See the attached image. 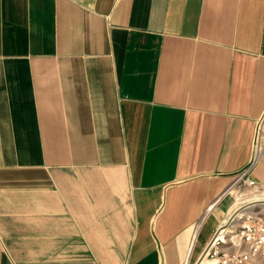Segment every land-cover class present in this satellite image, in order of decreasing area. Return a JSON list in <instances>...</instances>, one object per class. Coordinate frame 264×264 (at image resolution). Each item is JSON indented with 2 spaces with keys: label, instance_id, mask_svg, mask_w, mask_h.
<instances>
[{
  "label": "crops",
  "instance_id": "0c3cea01",
  "mask_svg": "<svg viewBox=\"0 0 264 264\" xmlns=\"http://www.w3.org/2000/svg\"><path fill=\"white\" fill-rule=\"evenodd\" d=\"M262 121L264 0H0V264L195 263Z\"/></svg>",
  "mask_w": 264,
  "mask_h": 264
},
{
  "label": "rangeland",
  "instance_id": "374dc122",
  "mask_svg": "<svg viewBox=\"0 0 264 264\" xmlns=\"http://www.w3.org/2000/svg\"><path fill=\"white\" fill-rule=\"evenodd\" d=\"M262 123L264 124L263 121ZM240 174L241 172L235 175V178L237 179L236 183H234V185L229 188L228 196L232 197L234 202L239 203L249 197L256 198L259 196H264V191L262 192L260 187L256 188L254 186L248 185L246 182L242 181L241 178H239ZM240 204L242 203H239V205ZM259 216L264 217V204H252L248 208H245L241 214L237 215L230 223V226H228V228L224 231V236L219 242V248L221 254L226 251L227 257L231 258L227 264H264V255L259 252L252 253L253 248L250 246V243L244 242L241 238L239 239L240 232L242 231L241 224H243L248 218L257 219ZM242 250L244 252L246 251L248 256L240 260L238 255ZM209 256L210 255L206 256V258L209 259L207 264H222L220 260L221 258H211Z\"/></svg>",
  "mask_w": 264,
  "mask_h": 264
},
{
  "label": "built area",
  "instance_id": "2783aa9c",
  "mask_svg": "<svg viewBox=\"0 0 264 264\" xmlns=\"http://www.w3.org/2000/svg\"><path fill=\"white\" fill-rule=\"evenodd\" d=\"M262 123L260 122L257 133H256V140H255V147L254 152L257 153V150L261 146L262 142ZM249 169L250 167H246L243 169V171L240 174V177L242 181L246 182L250 186H254L257 184V182L254 180L253 177L249 175ZM227 228V227H226ZM242 231L240 232L239 239L241 238L244 242L250 243V246L253 248L252 253H261L264 255V217L259 216L257 219H246L243 224H241ZM224 236V233H223ZM223 236H216L213 242L211 243V247L208 249V251L205 254V257L210 255L211 258H221L222 264H227L229 260H231L230 257H227V252L224 251L222 254L220 253L219 248V242L220 239ZM238 239V240H239ZM240 241V240H239ZM238 241V243H239ZM248 256V253L245 251H240L238 257L240 260L243 258H246Z\"/></svg>",
  "mask_w": 264,
  "mask_h": 264
},
{
  "label": "water",
  "instance_id": "95a60500",
  "mask_svg": "<svg viewBox=\"0 0 264 264\" xmlns=\"http://www.w3.org/2000/svg\"><path fill=\"white\" fill-rule=\"evenodd\" d=\"M255 203H264V199H259V200H255V201H248L244 204H242L239 207H236L234 210H232V212H230L231 214L229 215V217L226 219V221L224 223H221L218 227L217 230L215 231L214 235L212 236V238L209 240V242L207 243V246L204 248L203 252L201 253L200 257L198 258V260L193 263V264H200L202 258L205 256L206 252L208 251V249L211 247V243L213 242V240L215 239V237L217 236V234L219 233V231L225 227H228L230 225V223L232 222V220L238 215V213L240 211H243L245 208H248L249 206H251L252 204Z\"/></svg>",
  "mask_w": 264,
  "mask_h": 264
},
{
  "label": "bare ground",
  "instance_id": "6f19581e",
  "mask_svg": "<svg viewBox=\"0 0 264 264\" xmlns=\"http://www.w3.org/2000/svg\"><path fill=\"white\" fill-rule=\"evenodd\" d=\"M250 201H255V200H250ZM264 204V203H263ZM241 206V205H240ZM250 209V208H249ZM241 212L242 211H240L239 213H238V215L239 214H241ZM227 228L225 227V228H223V229H221L220 231H219V233L217 234V236H220L225 230H226ZM207 262H209V259L208 258H206L205 256L202 258V260H201V263L200 264H207Z\"/></svg>",
  "mask_w": 264,
  "mask_h": 264
}]
</instances>
